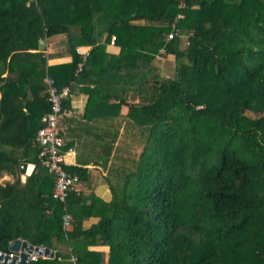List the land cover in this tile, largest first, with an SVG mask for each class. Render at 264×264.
I'll use <instances>...</instances> for the list:
<instances>
[{"label":"trees","instance_id":"16d2710c","mask_svg":"<svg viewBox=\"0 0 264 264\" xmlns=\"http://www.w3.org/2000/svg\"><path fill=\"white\" fill-rule=\"evenodd\" d=\"M60 34L72 60L48 65L39 41ZM47 74L89 85L96 157L64 167L85 181L100 165L110 201L53 196L36 141ZM16 239L55 251L29 264H264V0H0V250Z\"/></svg>","mask_w":264,"mask_h":264},{"label":"crops","instance_id":"0c3cea01","mask_svg":"<svg viewBox=\"0 0 264 264\" xmlns=\"http://www.w3.org/2000/svg\"><path fill=\"white\" fill-rule=\"evenodd\" d=\"M105 38V35H103L102 39L104 40ZM45 39L46 45L44 50L48 57V65L68 63L72 60L71 56L65 54L68 45V36L66 34L56 35L51 38L46 37ZM80 49L90 50V47L82 46ZM107 49L109 52L113 53H118L120 50L112 40L108 43ZM84 86L89 85H78L68 95L69 98H67L70 100L71 110L69 114L71 116L69 122L70 125L68 128L66 126L64 137L66 144H69L71 149V152L66 156V164L71 166L79 164L78 162L85 163L84 161L93 160L96 157V150L94 149L93 143V136L96 128L94 127L93 122L87 121L84 118L86 108L89 104V94L82 89ZM90 87H93V85H90ZM133 98H135V100L138 99L137 96ZM98 129L101 131L102 127H99ZM27 164L33 165L35 168L34 164ZM83 166L88 167V179L85 181L81 180L77 185V188L83 190L87 195L94 193L100 198L110 201L112 199V192L107 184V178L105 177L106 171H104L100 165L94 164L93 161H90V163ZM95 221L96 218H91L85 222V226L89 227ZM91 248L105 251L109 249L108 246H93Z\"/></svg>","mask_w":264,"mask_h":264},{"label":"built area","instance_id":"2783aa9c","mask_svg":"<svg viewBox=\"0 0 264 264\" xmlns=\"http://www.w3.org/2000/svg\"><path fill=\"white\" fill-rule=\"evenodd\" d=\"M183 17L179 14L178 18ZM174 33L169 35V39L173 38ZM115 36L112 38L114 43ZM77 52L82 56L84 61L89 55L90 50L77 49ZM80 62L78 71L82 70L84 62ZM44 81L48 88V100L51 105L50 112L43 116L42 127H40L36 134V141L40 146V157L42 164L46 166L51 174L55 177V190L53 196L59 201L66 203L68 193L71 189L77 188L79 184V176L71 175L65 169L66 156L71 149H64V139L59 132L60 115L63 107V100L71 92V86L66 85L59 88L54 79L50 75H46ZM72 215L66 211L63 216V223L65 228H69ZM13 255L12 253H10ZM38 255H31V260H37Z\"/></svg>","mask_w":264,"mask_h":264},{"label":"water","instance_id":"95a60500","mask_svg":"<svg viewBox=\"0 0 264 264\" xmlns=\"http://www.w3.org/2000/svg\"><path fill=\"white\" fill-rule=\"evenodd\" d=\"M46 39L39 41V49L44 50ZM34 166L27 163H21L20 172L23 181L31 174ZM9 253L0 250V264H29L31 255L45 256L53 258L55 251L49 247L34 246L23 239H16L9 246ZM12 253L13 255H11Z\"/></svg>","mask_w":264,"mask_h":264},{"label":"rangeland","instance_id":"374dc122","mask_svg":"<svg viewBox=\"0 0 264 264\" xmlns=\"http://www.w3.org/2000/svg\"><path fill=\"white\" fill-rule=\"evenodd\" d=\"M173 58H163L157 56L154 60V65L161 69L163 76L173 78L176 73L175 62ZM136 153L140 152V148L136 149Z\"/></svg>","mask_w":264,"mask_h":264}]
</instances>
